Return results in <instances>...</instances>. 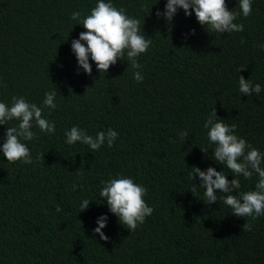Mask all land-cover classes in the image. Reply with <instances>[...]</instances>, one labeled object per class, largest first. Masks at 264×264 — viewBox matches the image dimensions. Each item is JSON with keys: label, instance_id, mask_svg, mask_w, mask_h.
<instances>
[{"label": "trees", "instance_id": "obj_1", "mask_svg": "<svg viewBox=\"0 0 264 264\" xmlns=\"http://www.w3.org/2000/svg\"><path fill=\"white\" fill-rule=\"evenodd\" d=\"M97 2L0 0V81L6 85L0 102L10 106L22 96L43 107L45 93H57V107L43 112L55 133L34 127L37 138L25 142L33 163H9L0 152V264H264V216L236 217L219 197L206 204L198 176H189L195 165L233 178L212 158L215 145L203 127L215 109L216 119L235 124L236 134L264 153V0H252L248 17L239 0H226L239 14L234 22L244 25L231 34L209 33L183 9L167 23L156 16L166 0H111L139 19L141 34L152 40L137 58L141 83L127 60L107 73L91 58V75L78 69L71 43L85 29L71 14L80 11L83 18ZM239 75L261 85L259 96L239 92ZM17 124L0 125V145L7 127ZM73 126L93 136L108 128L119 135L113 147L91 152L65 142ZM184 130L186 141L179 135ZM117 176L146 187L144 199L154 209L135 231L100 197L101 182ZM257 179L240 177L241 191L254 190ZM83 199L89 207L80 211ZM101 215L108 217L107 241L94 233ZM246 221L251 231L243 230Z\"/></svg>", "mask_w": 264, "mask_h": 264}, {"label": "clouds", "instance_id": "obj_2", "mask_svg": "<svg viewBox=\"0 0 264 264\" xmlns=\"http://www.w3.org/2000/svg\"><path fill=\"white\" fill-rule=\"evenodd\" d=\"M239 6L244 17L251 15L252 0H239ZM178 9H183L186 16H191L194 12L199 24L211 34L223 32L231 34L244 30L242 23L234 22L239 14L228 8L226 0H166L164 10L161 12L158 9L156 16L163 17L167 23L171 24ZM71 19L82 24L85 29L79 34V38L72 40L71 43L78 69L91 75L92 64L89 62L91 58L100 73H107L110 66L115 65L118 60H127L133 69H137L133 73V78L138 83L143 82L144 76L139 71L142 65L137 58L147 52L152 40L141 34L139 19L129 17L123 8L117 9L111 0L108 2L98 0L96 6L90 10V14L83 18L80 11H74ZM191 34H195L194 29ZM260 47L264 48V45ZM244 67L241 66L237 71L240 72ZM0 86L6 87L2 81H0ZM261 90L260 84L253 85L249 79L239 75L241 94L250 97L254 93L259 96ZM56 95L55 90L46 92L42 102L43 107L29 103L22 96L12 97L10 106L5 102H0V125H9V122L13 120L18 121L16 126L7 127L6 140L0 145V152L6 157L7 162L33 163L30 148L25 142L37 138L33 131L34 127L46 134L55 133V122L49 121L43 112L44 108L55 109L57 107ZM216 117L215 109L203 124V127L208 129V141L215 145L211 156L216 163L227 167L233 178L229 180L223 170L217 171L212 166L202 170L193 165L189 174L190 179L193 181L194 175L198 176L200 183L196 185L204 188L203 201L206 204L216 203L219 197L223 204L231 209L232 215L251 218L255 221L264 216V153L253 147L246 139L239 137L235 132V124L228 125L223 119L218 120ZM118 135L117 131L108 128L107 131H99L93 136L78 126H73L65 131V142L68 145L79 142L87 145L91 152H96L105 144L109 148L113 147ZM179 135L182 140L186 141L189 132L184 130ZM201 150L207 155L209 148L205 147ZM254 175L258 177L254 190L241 191L240 177L251 180ZM101 183L103 187L100 197L106 201L109 211L115 214L119 222L130 232L135 231L145 222L146 217L153 214L154 209L148 206L144 199L147 193L146 187L135 183L133 179L117 176ZM80 187L83 186L80 185ZM76 188L77 185L74 184L73 190ZM216 190L223 195L218 196ZM190 191L194 193L196 188L193 187ZM89 202V199H83L80 211L86 210ZM56 211H62L59 205H56ZM107 222V215L99 216L96 221L97 227L94 229V233L99 234L100 238L105 241L109 237L102 229L107 226ZM252 227V223L246 221L243 230L251 231Z\"/></svg>", "mask_w": 264, "mask_h": 264}]
</instances>
